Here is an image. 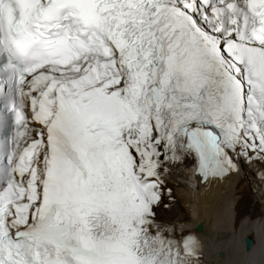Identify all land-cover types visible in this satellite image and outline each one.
<instances>
[{"label":"snow or ice","instance_id":"snow-or-ice-1","mask_svg":"<svg viewBox=\"0 0 264 264\" xmlns=\"http://www.w3.org/2000/svg\"><path fill=\"white\" fill-rule=\"evenodd\" d=\"M188 162L264 178V0H0V264H202Z\"/></svg>","mask_w":264,"mask_h":264},{"label":"bare ground","instance_id":"bare-ground-1","mask_svg":"<svg viewBox=\"0 0 264 264\" xmlns=\"http://www.w3.org/2000/svg\"><path fill=\"white\" fill-rule=\"evenodd\" d=\"M260 172L259 165L246 164L240 174L206 184L194 180L187 163H181L166 176L167 188L174 193L165 194L168 207L162 205L158 213L163 222L177 225V231L181 227L183 232L191 231L202 224L203 233L197 238L204 264H264V178ZM178 210L187 215L176 219ZM248 237L256 243L250 252L245 247Z\"/></svg>","mask_w":264,"mask_h":264},{"label":"water","instance_id":"water-1","mask_svg":"<svg viewBox=\"0 0 264 264\" xmlns=\"http://www.w3.org/2000/svg\"><path fill=\"white\" fill-rule=\"evenodd\" d=\"M198 231L203 233V226L202 225H200L198 227ZM255 245H256V243L253 239H251L249 237L245 239V247H246V250L248 252L252 251V249L254 248Z\"/></svg>","mask_w":264,"mask_h":264},{"label":"rangeland","instance_id":"rangeland-1","mask_svg":"<svg viewBox=\"0 0 264 264\" xmlns=\"http://www.w3.org/2000/svg\"><path fill=\"white\" fill-rule=\"evenodd\" d=\"M173 192L172 193H174V190L173 189H171ZM164 202H166L165 204H167L168 202L165 200ZM170 202H174V200L172 201V200H170ZM172 206H174L176 209H177V205L175 204L174 205V203L172 204ZM167 208V207H166ZM187 214L186 213H184V212H180L179 210H178V218H176V219H179V218H184L185 216H186Z\"/></svg>","mask_w":264,"mask_h":264}]
</instances>
